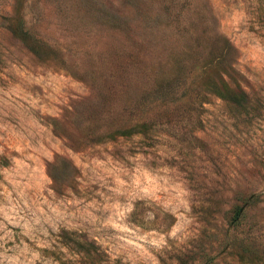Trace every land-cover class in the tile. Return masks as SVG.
Instances as JSON below:
<instances>
[{
  "label": "rangeland",
  "instance_id": "1",
  "mask_svg": "<svg viewBox=\"0 0 264 264\" xmlns=\"http://www.w3.org/2000/svg\"><path fill=\"white\" fill-rule=\"evenodd\" d=\"M0 264H264V0H0Z\"/></svg>",
  "mask_w": 264,
  "mask_h": 264
},
{
  "label": "trees",
  "instance_id": "2",
  "mask_svg": "<svg viewBox=\"0 0 264 264\" xmlns=\"http://www.w3.org/2000/svg\"><path fill=\"white\" fill-rule=\"evenodd\" d=\"M9 30L11 32H13L15 35H17L21 40H23L25 42V44H27V46L33 51V52H37L36 48L34 47V44L28 42L27 40V33L26 30L21 27L20 25H16V27L14 26H9ZM224 39V38H223ZM229 43L227 42V40L224 39V49L229 50ZM221 78V77H220ZM208 87L209 90L215 92L217 95L221 96L222 98L226 99V100H230L233 103L236 104H240L244 99V92L241 89L238 88H234L232 87L230 84H228L227 82H225L223 80V78H221L220 80L216 81V80H209L208 81ZM121 132L126 133L128 132L126 129H123ZM242 207L241 205H236L233 209V214L230 218L231 223H236L238 221V219L240 218V216L242 215Z\"/></svg>",
  "mask_w": 264,
  "mask_h": 264
}]
</instances>
